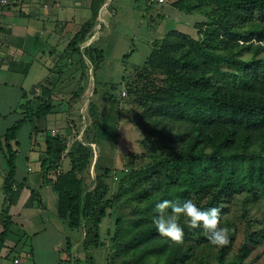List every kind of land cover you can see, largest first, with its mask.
Here are the masks:
<instances>
[{
	"label": "trees",
	"instance_id": "obj_1",
	"mask_svg": "<svg viewBox=\"0 0 264 264\" xmlns=\"http://www.w3.org/2000/svg\"><path fill=\"white\" fill-rule=\"evenodd\" d=\"M102 2L93 0V14L82 26L81 36L93 26ZM173 3L206 16L196 23L198 37L177 29L168 31L154 40L143 66H134L122 78L132 98L143 107L136 123L142 129L139 142L148 149L149 160L145 156L139 163L128 160L127 170L122 168L119 176L116 169L96 165L97 185L89 189L86 175L93 159L88 143L77 140L68 148L67 138L49 135L42 159L44 177L58 195V214L71 231L82 230L83 249L88 253L92 247L105 246L101 225L114 214L116 228L111 238L128 264H181L207 239L202 229L189 228L185 218L180 220L185 232L182 244L160 236L152 223L158 200L190 198L202 209L220 207L223 213L238 195L264 196V20L251 17L252 12L264 14V0ZM87 51L92 52L97 69L102 51ZM246 52L252 56L244 57ZM132 75L135 79L129 80ZM83 90L71 97L70 112L71 102L80 100ZM46 96L43 90L36 110L34 101L28 100L22 105L26 115L0 133L10 167L6 191L16 171L18 132L27 121L34 124L35 132L40 131L35 119L46 117L53 108ZM171 119L179 121L181 128L174 130ZM75 120H69L71 133ZM65 157L70 161L68 170L62 169ZM4 216L0 248L12 225L8 210ZM249 228L233 254L236 234L231 232V243L216 254L217 264H257L248 258L262 235ZM71 259L70 248L61 264H70Z\"/></svg>",
	"mask_w": 264,
	"mask_h": 264
},
{
	"label": "crops",
	"instance_id": "obj_2",
	"mask_svg": "<svg viewBox=\"0 0 264 264\" xmlns=\"http://www.w3.org/2000/svg\"><path fill=\"white\" fill-rule=\"evenodd\" d=\"M118 1L122 0H103L97 19L84 36L80 32L92 17L93 0H17L14 5L0 7V133L26 115L22 105L28 100L34 101L36 110L43 90L48 93L45 100L53 104L46 117L35 119L39 132L34 131L30 121L19 130L16 171L9 191L5 179L10 167L0 144V238L5 226L4 212L8 210L12 218L9 234L0 248V264H61L70 248V264H82L83 260L94 264V255L89 254L92 248L88 253L80 251L84 233L81 237L72 235L59 216L57 192L46 181L41 165L49 135L67 138L68 148L77 140L92 144L84 137L85 125L92 100L97 105L99 102L97 69L92 52L87 50L99 49L105 57L107 34H112L114 27L110 26L118 15ZM81 88V99L71 102L70 112V99ZM83 99L84 118L79 135L73 138L69 120L75 117L74 113H81ZM69 168V158L65 157L62 169ZM89 172L93 178V161ZM109 259L106 264H110Z\"/></svg>",
	"mask_w": 264,
	"mask_h": 264
},
{
	"label": "rangeland",
	"instance_id": "obj_3",
	"mask_svg": "<svg viewBox=\"0 0 264 264\" xmlns=\"http://www.w3.org/2000/svg\"><path fill=\"white\" fill-rule=\"evenodd\" d=\"M122 1L117 2L119 6L116 4L119 8L118 15L112 19L114 21L110 26L114 27L112 34H107L105 43L107 53L95 73L98 89L96 98L99 105L92 100L93 105L91 104L90 115L85 125L84 137L92 141L90 151L94 164V177L91 178L88 163L86 183L89 189H94L97 185L96 165L116 169L115 174L119 176L122 175L120 173L122 168L125 167L127 170L128 160L134 158L135 162L139 163L142 156H145L146 161L149 160V157H146L150 155L148 149L142 147L139 142L142 129L136 123L143 107L132 98L127 82L122 81L123 76L134 66H143L152 51L154 40L172 29L196 38L198 37L196 23L207 19L199 11L189 13L181 10L174 5L175 0H167L163 4L148 0ZM132 4L134 8L128 7ZM251 17L264 20V14L258 12H252ZM253 41L258 43L256 39ZM251 56V52L244 54L246 58ZM135 75L129 80H134ZM84 99L87 100V97ZM84 99L81 103L83 104L81 113L75 116L73 138L79 135L84 118ZM169 122L174 130L181 128L179 121L171 119ZM117 181L119 180H114L115 186ZM226 206V211L221 215V226L229 227L236 234L231 254L237 252L250 227L249 232L258 231L262 237L261 242L252 245L253 250L248 261L264 264V196L243 193ZM115 217L111 214L102 222L101 234L105 246L92 247L93 251L89 254L93 253L94 264H106L108 257L110 264H128L118 255V248L111 238L116 228ZM70 232L72 235L75 233L79 237L82 236L81 229ZM80 248V251L84 250L82 246ZM219 248L211 245L206 239L198 248L191 251L181 264H217L216 254ZM82 264H85V260Z\"/></svg>",
	"mask_w": 264,
	"mask_h": 264
},
{
	"label": "clouds",
	"instance_id": "obj_4",
	"mask_svg": "<svg viewBox=\"0 0 264 264\" xmlns=\"http://www.w3.org/2000/svg\"><path fill=\"white\" fill-rule=\"evenodd\" d=\"M152 223L157 233L169 239L174 244L184 242L185 232L181 226V218H185L191 229H202L209 243L216 247H226L231 243L232 230L227 226H221L220 207L202 209L186 198L183 202L170 199H161L155 203Z\"/></svg>",
	"mask_w": 264,
	"mask_h": 264
},
{
	"label": "built area",
	"instance_id": "obj_5",
	"mask_svg": "<svg viewBox=\"0 0 264 264\" xmlns=\"http://www.w3.org/2000/svg\"><path fill=\"white\" fill-rule=\"evenodd\" d=\"M149 2H157L159 4H163L165 3L167 0H148ZM15 3H17V0H0V7L2 6H8V5H14ZM46 7H48V5H46ZM2 50V46H1V39H0V51ZM123 94H125V92H123ZM114 179H118V176L115 175Z\"/></svg>",
	"mask_w": 264,
	"mask_h": 264
}]
</instances>
